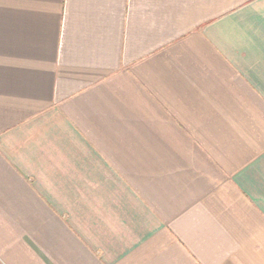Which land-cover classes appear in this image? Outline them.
Wrapping results in <instances>:
<instances>
[{
    "label": "crops",
    "instance_id": "crops-1",
    "mask_svg": "<svg viewBox=\"0 0 264 264\" xmlns=\"http://www.w3.org/2000/svg\"><path fill=\"white\" fill-rule=\"evenodd\" d=\"M0 264H264V0H0Z\"/></svg>",
    "mask_w": 264,
    "mask_h": 264
}]
</instances>
